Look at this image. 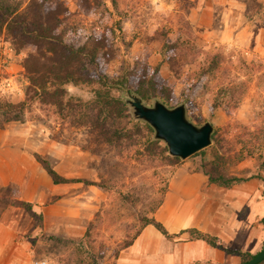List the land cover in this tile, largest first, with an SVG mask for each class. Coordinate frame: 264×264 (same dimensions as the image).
I'll use <instances>...</instances> for the list:
<instances>
[{"label": "rangeland", "instance_id": "1", "mask_svg": "<svg viewBox=\"0 0 264 264\" xmlns=\"http://www.w3.org/2000/svg\"><path fill=\"white\" fill-rule=\"evenodd\" d=\"M104 3L119 35L111 77L136 59L147 61L181 96L209 58L221 55L219 69L203 81L188 109L195 125L214 126L217 141L168 164L140 155L139 147L97 143L86 128L35 105L24 122L0 128V225L12 226L21 264H75L74 243L91 223L97 252H105L100 264H242L234 252L257 255L264 248V183L256 178L264 158V0H118V11L111 0ZM78 19L90 23L96 17ZM163 28L192 46L181 54L178 75L160 54L157 33ZM29 52L17 53L6 32L0 34V99H24ZM235 83H245L239 103L240 90L221 91ZM68 91L91 98L86 86L69 85ZM39 158L81 182L55 185ZM220 175L250 180L225 188L213 182ZM17 201L31 202L32 212ZM143 217L171 233L195 228L211 234L231 252H216L189 234L168 242L152 226L136 237ZM133 237L132 246L121 250Z\"/></svg>", "mask_w": 264, "mask_h": 264}, {"label": "trees", "instance_id": "2", "mask_svg": "<svg viewBox=\"0 0 264 264\" xmlns=\"http://www.w3.org/2000/svg\"><path fill=\"white\" fill-rule=\"evenodd\" d=\"M70 1L76 5V11H72L63 0H28L26 6L14 0H0V34L6 32L17 53L25 48L30 49L23 63L27 79L25 97L19 102L0 99V128L13 122H24L26 114L39 105L51 109L58 118L68 120L75 127L86 128L97 143L125 149L139 147L141 151L137 152L140 155L168 164L179 161L180 158L168 154V147L163 141L155 138L153 127L134 116L129 97H140L146 105L156 101L173 108L185 104L189 116L188 109L195 93L208 80V76L219 69L221 55L208 57L209 66L197 73L196 81L181 96L176 94L174 84L164 78L160 67L147 61L136 59L133 65L127 64L119 74L111 77L108 67L117 57L119 36L118 29L111 24L112 13L104 0ZM111 2L118 11V0ZM92 16L96 19L90 23L78 19ZM157 35L161 41V56L178 75L182 67L181 54L192 46L181 37L173 36L168 28H163ZM69 85L88 87L91 98L84 100L70 95ZM233 86L221 91L226 95L233 89L240 90L241 97L235 99L239 103L245 83H235ZM232 108L228 107L229 111ZM216 141L214 131L212 144ZM39 160L55 185L81 182L63 177L48 161ZM256 178L264 183V158ZM249 180L220 175L213 182L230 188ZM15 205L32 212L31 202L17 201ZM148 226H153L170 241L189 234L191 241H202L214 249L231 252L224 241L216 236L195 228L171 233L155 218L143 217L136 237ZM93 228L94 223H91L85 238L74 243L75 264H100L104 260L105 252H97L94 244ZM136 237L125 241L121 250L132 246ZM234 253L241 256L242 264L256 256L247 252ZM258 264H264V260Z\"/></svg>", "mask_w": 264, "mask_h": 264}, {"label": "water", "instance_id": "3", "mask_svg": "<svg viewBox=\"0 0 264 264\" xmlns=\"http://www.w3.org/2000/svg\"><path fill=\"white\" fill-rule=\"evenodd\" d=\"M129 103L134 116L153 127L155 138L165 142L172 157L188 159L212 144L214 126L210 122L202 126L195 125L187 116L185 104L170 108L163 102L156 101L148 106L140 97L132 95ZM263 260L264 248L245 264H258Z\"/></svg>", "mask_w": 264, "mask_h": 264}, {"label": "crops", "instance_id": "4", "mask_svg": "<svg viewBox=\"0 0 264 264\" xmlns=\"http://www.w3.org/2000/svg\"><path fill=\"white\" fill-rule=\"evenodd\" d=\"M60 185H63V184H60ZM146 228L147 229L151 228V226H148ZM8 229H12V226L0 225V264H21V261H24V260L20 258L21 256L19 257L18 248H16L15 246V235L13 234L12 230H8ZM167 241L172 242L169 240ZM198 243L203 244L205 242L198 241ZM210 249L216 252L218 250L212 247H210ZM31 264H35V263H31Z\"/></svg>", "mask_w": 264, "mask_h": 264}, {"label": "built area", "instance_id": "5", "mask_svg": "<svg viewBox=\"0 0 264 264\" xmlns=\"http://www.w3.org/2000/svg\"><path fill=\"white\" fill-rule=\"evenodd\" d=\"M35 264H45V262H39V263H35Z\"/></svg>", "mask_w": 264, "mask_h": 264}]
</instances>
